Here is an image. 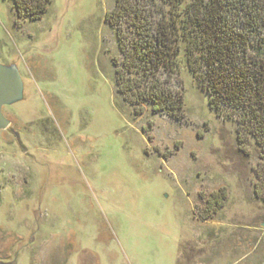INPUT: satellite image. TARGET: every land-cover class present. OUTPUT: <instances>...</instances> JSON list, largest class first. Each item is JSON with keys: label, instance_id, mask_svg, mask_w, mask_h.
Wrapping results in <instances>:
<instances>
[{"label": "rangeland", "instance_id": "obj_1", "mask_svg": "<svg viewBox=\"0 0 264 264\" xmlns=\"http://www.w3.org/2000/svg\"><path fill=\"white\" fill-rule=\"evenodd\" d=\"M18 1L0 0L23 88L2 109L0 264H264V141L210 109L185 44L159 73L173 116L116 92L131 63L154 82L135 51L181 24L178 0Z\"/></svg>", "mask_w": 264, "mask_h": 264}, {"label": "trees", "instance_id": "obj_2", "mask_svg": "<svg viewBox=\"0 0 264 264\" xmlns=\"http://www.w3.org/2000/svg\"><path fill=\"white\" fill-rule=\"evenodd\" d=\"M13 2L21 16L24 3ZM40 7L42 14L45 8ZM175 7H183L181 24H157L147 44L135 51V60L153 70L154 82L132 79L131 63L116 70L117 94L133 105L147 102L155 113L173 116L182 102L161 87L159 73L168 69L175 75L179 48L185 44L186 66L210 109L217 116L230 109L254 139L264 141V0H178Z\"/></svg>", "mask_w": 264, "mask_h": 264}, {"label": "water", "instance_id": "obj_3", "mask_svg": "<svg viewBox=\"0 0 264 264\" xmlns=\"http://www.w3.org/2000/svg\"><path fill=\"white\" fill-rule=\"evenodd\" d=\"M22 91V82L17 70L13 67L0 66V132L10 128V123L4 118L2 109L20 102Z\"/></svg>", "mask_w": 264, "mask_h": 264}]
</instances>
